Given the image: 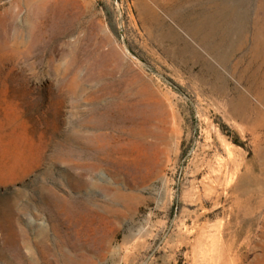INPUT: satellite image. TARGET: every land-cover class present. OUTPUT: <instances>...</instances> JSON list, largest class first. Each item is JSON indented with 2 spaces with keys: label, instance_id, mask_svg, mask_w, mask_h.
Here are the masks:
<instances>
[{
  "label": "rangeland",
  "instance_id": "1",
  "mask_svg": "<svg viewBox=\"0 0 264 264\" xmlns=\"http://www.w3.org/2000/svg\"><path fill=\"white\" fill-rule=\"evenodd\" d=\"M0 264H264V0H0Z\"/></svg>",
  "mask_w": 264,
  "mask_h": 264
},
{
  "label": "bare ground",
  "instance_id": "2",
  "mask_svg": "<svg viewBox=\"0 0 264 264\" xmlns=\"http://www.w3.org/2000/svg\"><path fill=\"white\" fill-rule=\"evenodd\" d=\"M119 110L116 111L112 106L93 105L89 109V116L81 120L78 124L80 133L76 136L77 142L81 147L79 154L80 165H89L92 170L102 166L103 156L101 145L107 140L113 118L117 117ZM104 156L109 159L108 150L103 151Z\"/></svg>",
  "mask_w": 264,
  "mask_h": 264
}]
</instances>
